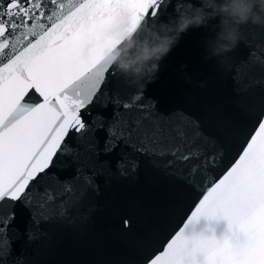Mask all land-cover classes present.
Segmentation results:
<instances>
[{"label":"snow or ice","instance_id":"snow-or-ice-1","mask_svg":"<svg viewBox=\"0 0 264 264\" xmlns=\"http://www.w3.org/2000/svg\"><path fill=\"white\" fill-rule=\"evenodd\" d=\"M168 3L0 0V264H27L11 258L13 242L20 238L17 229H10L16 202L30 210L32 225L66 215L68 201L56 204L55 213L49 206L58 198L75 196V187L71 181H59L51 170L65 157L79 162L81 149L98 156L97 130L106 133L105 154L123 145L133 153L171 155L179 162L204 156L197 122L191 118L185 122L183 116L175 121L161 118L153 105L142 102V93L122 96L110 78L115 66L105 55L112 46L105 32L118 10L129 9L146 27ZM89 43L94 44L90 49ZM257 60L264 64V58ZM90 106H111V118L93 116ZM70 131L72 137L65 142ZM220 155L189 168L191 176L204 177L203 198L164 250L144 264H264V112L237 158L221 177L209 179L206 168ZM120 157L119 174L134 173L137 161L124 151ZM81 178L92 184L78 167L75 179ZM201 217L224 218L229 231L222 238L196 234ZM24 235L28 243L40 237L31 227Z\"/></svg>","mask_w":264,"mask_h":264},{"label":"water","instance_id":"water-1","mask_svg":"<svg viewBox=\"0 0 264 264\" xmlns=\"http://www.w3.org/2000/svg\"><path fill=\"white\" fill-rule=\"evenodd\" d=\"M188 2L169 0L155 19L166 22L170 16H178ZM211 35L204 27L189 29L161 62L155 77L145 78L142 86L131 83L116 67L115 75L110 77L122 96L142 93V102L153 105L161 118L175 121L183 116L185 122L189 118L197 122L203 137L198 145L204 156L179 162L171 155L133 153L123 145L105 154L102 149L106 133L97 130L98 156L81 149L79 162L65 157L51 170L59 181H71L75 187V196L58 198L49 206L55 213L56 204L68 201L64 217L52 215L32 225L30 210L16 202L10 229H17L20 238L13 242L11 258L19 257L27 264H144L146 258L164 250L203 198L204 177L191 176L189 168L219 153L217 163L207 166L206 175L209 179L221 177L264 112V64L257 60L264 58V27L242 25L237 46L225 57L209 56L205 38ZM201 82L205 86L201 87ZM90 107L93 116H112L111 106ZM132 111L135 113V109ZM83 118L85 122L89 119ZM191 132L189 129L190 139ZM71 137L70 131L65 142ZM71 143L76 147L74 139ZM121 151L137 161L134 173L119 174L116 163ZM78 167L91 178V185L82 178L75 179ZM30 227L40 233L32 243L24 235ZM228 231L224 218L201 217L194 227L196 234L217 238Z\"/></svg>","mask_w":264,"mask_h":264},{"label":"clouds","instance_id":"clouds-1","mask_svg":"<svg viewBox=\"0 0 264 264\" xmlns=\"http://www.w3.org/2000/svg\"><path fill=\"white\" fill-rule=\"evenodd\" d=\"M217 18L218 23H211ZM248 23L264 27V0H189L178 16H170L166 22L150 20L146 27L133 19L129 9L121 8L106 28L105 35L112 46L105 55L122 76L142 86L145 78L155 77L161 62L189 29H208L212 33L205 38L209 56L225 57L237 46L241 26ZM93 46L89 43L87 48Z\"/></svg>","mask_w":264,"mask_h":264}]
</instances>
